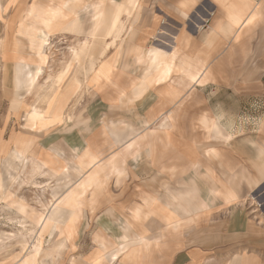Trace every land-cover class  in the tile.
I'll use <instances>...</instances> for the list:
<instances>
[{
	"label": "rangeland",
	"instance_id": "obj_1",
	"mask_svg": "<svg viewBox=\"0 0 264 264\" xmlns=\"http://www.w3.org/2000/svg\"><path fill=\"white\" fill-rule=\"evenodd\" d=\"M84 1L91 2V0ZM154 1L145 0L144 3V0H114L113 3L117 6H112L111 10H114L115 14L119 8L120 11L117 13L120 22L121 12H130V9L132 11L137 6L133 11L136 14L125 16L132 17L129 25L116 24L117 35L112 39L113 43H111V35L102 37L103 41L110 42V45L103 53L97 54L90 52L95 51L92 42H81L84 37L82 31H86L89 27L87 23L89 13L81 7L76 14L80 19L77 28L67 31L62 30L64 21L69 16L66 11V0H0V177L3 180V192L12 194L11 198H8L9 195L0 198V264L4 261L17 264L16 259L21 255L14 254L15 248L19 252L27 253L39 243L37 236L41 228L38 227L36 233L35 224L31 225L25 221L30 217L19 210L18 201L36 209L45 208L47 202L49 204L54 200L56 193L51 190L59 183L43 173L34 174L38 169V163L35 164V161L28 156L21 160L19 154L17 158L18 161H22L25 173L34 175L25 176L20 172V180L14 182L15 167L13 163H9V160L15 158L12 144L18 138H31L36 148L53 147L47 150V154L52 150L56 151L58 156L64 157L69 162L73 159L74 152L80 151L89 142L90 146L94 144L97 146L96 152H102L101 157L106 158L112 151L117 152L116 157L121 159V167L124 170L118 175V180L117 173L105 180L94 203V209L90 210L88 205L84 206L79 218L71 224L73 230L71 229L72 235L69 239H65L64 235L53 238L48 232L42 233V250L48 251L46 248L50 250L48 255L43 251L38 259L42 262L38 264H87L101 240H110L117 246L124 233L129 236L144 237L150 231L159 230L158 222H153V219L148 217L146 222L131 220L129 231L121 228L125 220L129 221L133 218L131 208L134 206L143 207L146 213L143 216L152 214L153 209L150 207L152 201L149 204L145 203L149 195L142 196L143 186L147 188L146 191L154 193L153 196L150 195L153 199L160 198L165 201L166 214L175 213V206L178 204V202L174 204L176 199H192L200 205L201 198L203 200L211 197L209 194L212 191L196 188L194 183L198 181L197 179L205 178V174H202L198 164H194L187 156L192 151H201L203 156H209L214 145L242 152L249 151L251 149L249 146L255 145L254 142H246L242 138L238 139L240 141H234L222 131L213 136L196 135L190 141L179 138L177 140L175 135L185 137L186 132L189 131L184 126L174 127L173 106L156 118L148 109L146 114L144 113V105L153 99V96L155 101L154 83L158 81L155 80L157 78L155 74L160 59L155 48L141 45L140 41L136 40L139 31H136L137 27L133 24L140 21L141 14H138V7L156 6ZM54 14L64 17L65 19L62 20L64 23L55 24L50 29L51 22L49 23L48 17L51 20ZM207 22V17L200 19L199 24L195 26L196 30L208 28ZM22 29L26 33L22 32ZM31 29L33 33H30ZM78 29L81 32L76 31ZM38 32L48 34L47 43L42 50L46 57L41 67H38L36 54L30 48L31 43L38 42L36 36ZM92 32L94 33V30ZM158 35L157 32L152 39L158 41ZM97 45L99 51L104 43ZM83 47L91 49L76 59L75 52H80ZM110 54L116 60L113 63L115 67L103 60L96 70L93 69L95 60L100 57L103 59ZM21 57L23 59H20ZM72 60H76L77 65L80 63V66L83 60H87L86 68H79L87 77L79 73L77 66L69 73V67L74 66ZM109 66L110 69L112 67L113 81L109 75L107 77L109 81L103 77H100V81H95V73ZM100 68L101 70L97 71ZM90 69L93 71L90 72ZM33 76L36 77V82ZM33 80V88L28 94L23 95L26 102L20 104L18 109L12 107L10 98L13 97V87L30 88ZM200 83L197 81L195 84L200 86ZM114 97L117 98L112 99ZM63 106V111L69 118L47 127L50 122L62 117L60 113ZM35 119L38 121H33ZM168 122H171L169 127H167ZM172 134H175V137ZM137 139L135 147L128 150L125 148L129 141ZM6 152L8 154L5 156ZM180 156L186 157L180 158ZM208 161L213 162L210 158ZM229 171H233V168ZM262 171L264 172V167ZM212 176L223 177L229 183L230 180L234 181V187L237 186L235 188L244 185V177L247 178L248 184L250 183V175L240 171ZM199 182L203 183V181ZM8 183H11L9 189L4 190ZM76 184L74 183L65 194L73 190ZM126 192L127 194L132 192V196L125 197ZM88 193L93 195L94 191ZM237 194L239 198L232 206L225 208L224 221L218 224L226 223L228 230L230 220L235 214L238 227L248 233V237L245 238L246 243L260 242L264 246V190H238ZM116 195L123 198L121 203L113 198ZM114 201L119 203L118 207L114 205ZM71 202L79 204L73 200ZM109 208H112V211ZM183 209L185 214L187 208L183 207ZM51 221L54 222L52 219ZM54 223L57 226L56 233L60 232L61 226L57 222ZM183 225L185 229L191 227L187 223ZM213 225L216 227L215 223ZM260 235L262 239L257 237ZM111 250L113 251V248H106L101 249L100 252L101 255L108 256L112 253ZM261 252L264 259L263 249ZM124 262L118 257L103 264H125Z\"/></svg>",
	"mask_w": 264,
	"mask_h": 264
},
{
	"label": "crops",
	"instance_id": "obj_2",
	"mask_svg": "<svg viewBox=\"0 0 264 264\" xmlns=\"http://www.w3.org/2000/svg\"><path fill=\"white\" fill-rule=\"evenodd\" d=\"M113 1L91 0L87 3L84 0H66V11L69 16L65 19L59 14H54L51 20L47 16L49 23L51 22L50 29L55 24L65 22L62 30H75L80 22L76 14L81 7L89 13L87 21L89 27L86 31H82L84 37L81 42H92L95 51H90L89 47H83L80 52L78 51V55L75 54V58L78 59L87 50L101 54L110 45H103L97 51V44L107 43L102 37L113 35L111 38L113 41L112 39L117 35L115 34L116 24L129 25L132 17L125 16L136 14L133 11L137 6L132 11L130 9V12H121L120 22L117 13L120 11L119 8L115 14L114 10H111L112 6H117ZM154 3L156 6L138 7V14H141L140 21L133 24L137 27L136 31H139L136 40L140 41L141 45L155 48L160 59V65L155 74L157 75L155 80H158L154 83L155 101L153 96V99L144 105V113L146 114L148 109L156 118L173 106L174 127L184 126L189 131L186 132L188 138L174 134L177 140L179 138V140L189 139L190 141L196 135L213 136L222 131L231 136L234 141L242 138L246 142H254L255 145H250L251 149L245 152L214 145L209 156H203L201 151H192L187 156L188 159L198 164L200 172L205 174V178L197 179L198 181L194 184L198 190L212 191V193L209 192L212 198L207 197L203 200L201 198L200 205L192 199H176L174 204L177 202L178 204L175 206V213L166 214L165 201L160 198L153 199L150 195L153 196L154 193L146 191L147 188L143 186L142 196L149 195L145 203L149 204L152 201L150 206L153 209L152 214L143 216L146 214L143 207L134 206L131 208L133 218L129 221L125 220L121 228L129 231L132 225L131 220L146 222L148 218H151L153 222H158L159 230L150 231L144 237L129 236L124 233L117 246L110 240H101L87 264H103L105 261L111 262L118 257L124 260L125 264H264L263 252H261L262 249L264 251V246L260 242L246 243L245 238L248 237V233L238 227L235 214L230 220L228 230H226V223L218 224L224 221L225 208L232 206L239 198L238 190H264V172L262 171L264 167V110L262 109L264 108V0H155ZM92 5L95 7L91 8ZM123 9L126 10V8ZM205 17H207L208 28L196 30L195 26L199 24V20ZM32 30L30 33H33ZM76 31L81 32L80 29ZM157 32L159 33L158 41L152 39ZM36 36L40 37V32ZM35 57L38 67H41L46 56L36 54ZM100 58L95 60L94 70L103 60L115 67L113 63L116 60L112 54L104 56L103 59ZM71 63L74 66L69 67V73L74 71L75 66L78 67L77 69L86 68L88 62L83 60L81 66L80 63L77 65L76 60H72ZM93 69H90V72ZM99 70L101 68L97 71ZM47 72L49 73V70ZM111 72L112 67L104 68L95 73L94 80L100 81V77H103L109 81L108 75L112 80ZM79 73L87 77L81 70ZM33 79L35 80L36 77L33 76ZM34 80L30 88L13 87V97L10 98L12 107L18 109L20 104L26 102L23 95L31 91ZM197 81L201 82L200 86L195 84ZM69 98L70 96L67 100ZM64 106L60 113L62 117L53 120L46 125L47 127L69 118L63 111ZM170 124L171 122H168L167 127ZM137 141L138 139L129 141L125 148L132 149ZM12 148L15 158L10 159L9 163H13L15 167L14 182L20 180V172L25 176L43 173L59 182L51 190L56 193L54 200H51L52 203L49 204L47 202L45 208L36 209L23 204L24 207L26 206L24 214L30 217L25 221L31 225L35 224L36 233L40 223L48 217L61 226L60 232L47 230L43 233L48 232L53 238L64 235L65 239H69L73 230L71 224L79 218L84 206L88 205L90 210L94 209V203L105 180L114 173H117L118 180V175L124 171L121 167V159L116 157L117 152L112 151L106 158L101 157L102 152H96L97 146L95 144L90 146L89 142L80 151L74 152L70 162L58 156L56 151L52 150L47 154V150L53 147L45 149L38 146L36 148L31 138H18L13 142ZM11 151L10 148L9 152ZM6 154L8 153L6 152L5 156ZM18 154L28 156L35 161V164L38 163V169L34 174L25 173L22 161H18ZM43 154L44 157H42ZM3 155L1 151V156ZM182 157L186 156H180ZM209 158L213 162L208 161ZM231 168L233 171H229ZM239 171L250 175V183L248 184L247 178L244 177V185H239L241 186L239 188L234 187V181L230 180L231 183H229L223 177H211V175ZM11 183H8L4 190L9 189ZM74 183L76 184L74 189L65 194ZM91 183L93 184L89 187ZM92 190L93 195L88 193ZM84 192L86 193L80 196ZM1 193L0 191V197ZM119 196L116 195L113 198L121 203L123 198ZM124 196H132V192L130 194L126 192ZM11 197L12 195H9L8 198ZM133 198L134 196L131 200ZM72 200L79 204H73ZM188 201L190 202L187 203ZM115 203L114 205L118 207L119 203ZM17 204L21 203L18 201ZM183 207L187 208L185 214ZM109 209L112 211V208ZM185 223L190 224L191 227L185 229L183 225ZM66 228L68 230H65ZM257 237L262 239V235ZM62 244L63 242L60 247ZM106 248H113L112 253L108 256L101 255V249ZM46 249L48 251L41 249L37 253L36 264L42 262L38 259L43 251L45 255H48L50 249ZM13 251H15L14 254L21 255L16 259L17 264H25L22 260L30 250L24 253L15 248ZM3 264L14 263L4 261Z\"/></svg>",
	"mask_w": 264,
	"mask_h": 264
},
{
	"label": "bare ground",
	"instance_id": "obj_3",
	"mask_svg": "<svg viewBox=\"0 0 264 264\" xmlns=\"http://www.w3.org/2000/svg\"><path fill=\"white\" fill-rule=\"evenodd\" d=\"M92 7H94V6H92ZM93 21H94V19H93ZM23 32L26 33V31H23ZM47 35H48L47 33H42L41 32L40 33V37H38V39H39L38 42L37 43L34 42V44L33 43L30 44L31 45L30 48L33 50V52L35 54H37L39 56H45L44 55L45 53L42 52V50L44 49V47H45V45L47 43ZM112 37H113V35H112ZM113 41H111V43H113ZM109 44H110V42L109 43H104L105 46H107ZM75 54L78 55V51H76ZM62 79L60 81L63 83ZM56 99H57V97H56ZM43 122H44V120H43ZM25 158H26V156H22L21 155V160H23ZM0 191L2 192L1 193V197H3V198L6 196V194L7 195H12L10 192H7L6 194L3 192V180L2 179H0ZM18 208L23 213L25 212V207H24L23 204H19ZM40 228H41V231L38 234L39 243L34 245L33 248L29 251V253L22 260V262H24L25 264H36L37 256H38L37 253L42 249V241H41V239H42L41 237L43 235L42 233L44 231H47V230H49L51 232H56L57 231L56 224L54 222L52 223L51 219H47V218L44 219V222L40 223Z\"/></svg>",
	"mask_w": 264,
	"mask_h": 264
}]
</instances>
